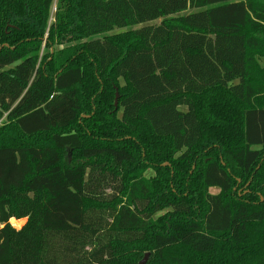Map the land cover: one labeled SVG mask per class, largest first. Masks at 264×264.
<instances>
[{
  "label": "trees",
  "instance_id": "1",
  "mask_svg": "<svg viewBox=\"0 0 264 264\" xmlns=\"http://www.w3.org/2000/svg\"><path fill=\"white\" fill-rule=\"evenodd\" d=\"M147 252L264 264V0H0V264Z\"/></svg>",
  "mask_w": 264,
  "mask_h": 264
},
{
  "label": "rangeland",
  "instance_id": "2",
  "mask_svg": "<svg viewBox=\"0 0 264 264\" xmlns=\"http://www.w3.org/2000/svg\"><path fill=\"white\" fill-rule=\"evenodd\" d=\"M55 10H56V6H55V3H54V5H53V7H52V14L55 12ZM191 10L190 9H188V10H185V11H183V12H181L182 14H184V13H188V12H190ZM161 22V18H159V19H156V20H154V21H151V22H149V23H153V24H157V23H160ZM143 24H140V25H137V26H135V27H139V26H142ZM116 31H119V30H116ZM152 173V171H149L148 173ZM214 191V190H213ZM10 222H11V224L14 226V227H16V228H21L22 226H23V224L26 222V219L25 218H22V219H14L13 221H12V219L10 220Z\"/></svg>",
  "mask_w": 264,
  "mask_h": 264
},
{
  "label": "water",
  "instance_id": "3",
  "mask_svg": "<svg viewBox=\"0 0 264 264\" xmlns=\"http://www.w3.org/2000/svg\"><path fill=\"white\" fill-rule=\"evenodd\" d=\"M118 97H119V94L118 92L116 93V101H115V105L117 106L118 104ZM150 253L147 252L145 253L144 257L140 260L139 264H145L148 260V257H149Z\"/></svg>",
  "mask_w": 264,
  "mask_h": 264
}]
</instances>
